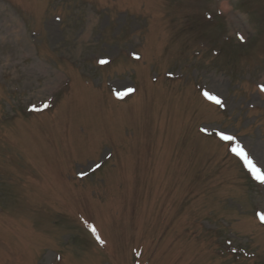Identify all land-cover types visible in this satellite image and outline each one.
I'll return each mask as SVG.
<instances>
[{
    "label": "rangeland",
    "instance_id": "rangeland-1",
    "mask_svg": "<svg viewBox=\"0 0 264 264\" xmlns=\"http://www.w3.org/2000/svg\"><path fill=\"white\" fill-rule=\"evenodd\" d=\"M262 87L264 0H0V264H264Z\"/></svg>",
    "mask_w": 264,
    "mask_h": 264
},
{
    "label": "snow or ice",
    "instance_id": "snow-or-ice-1",
    "mask_svg": "<svg viewBox=\"0 0 264 264\" xmlns=\"http://www.w3.org/2000/svg\"><path fill=\"white\" fill-rule=\"evenodd\" d=\"M239 36V34H238ZM241 40H243V37H239ZM107 61L101 60L99 61V63H106ZM262 91H264V87H262L261 89ZM132 89H127L126 91L122 92V93H118V97L122 98L125 95H128L130 92H132ZM204 95L210 99L213 100L215 103L219 104L220 100L218 98H216L215 96L205 92ZM48 105L44 104L43 108H47ZM33 110H42V109H36L35 107L33 108ZM221 139L224 140H228V141H234L235 138L231 137V136H225V135H221ZM237 156L241 157L245 163V165L249 168V170L252 172V174L255 176V178L257 180H259L260 182L264 183V171H262L260 168H258L256 166L255 163H253V161L249 158L248 153L244 150V148L240 145H235L232 149H231ZM258 219L261 220L262 223H264V213H258ZM91 232L93 233V235L96 236V239L98 242H100L101 244H103L104 242L100 239V237L96 234V229L93 227L90 229Z\"/></svg>",
    "mask_w": 264,
    "mask_h": 264
}]
</instances>
